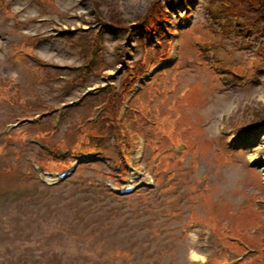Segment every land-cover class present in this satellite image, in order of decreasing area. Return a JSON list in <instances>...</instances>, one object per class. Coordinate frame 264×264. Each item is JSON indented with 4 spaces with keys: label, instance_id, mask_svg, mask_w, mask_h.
<instances>
[{
    "label": "rangeland",
    "instance_id": "obj_1",
    "mask_svg": "<svg viewBox=\"0 0 264 264\" xmlns=\"http://www.w3.org/2000/svg\"><path fill=\"white\" fill-rule=\"evenodd\" d=\"M43 1L0 0V41L6 47L0 52V80L12 76L20 84L16 102L28 105L27 115L39 112L34 108L38 96L46 97L48 103L66 100V105L77 100L86 104L88 99L78 93L80 86L68 89L65 85L75 75L78 77L72 84L85 76L79 75L81 69L86 70L76 40L79 30L63 35L59 30L67 31L66 26L86 28L83 22L89 24L94 17L93 3ZM95 1L102 17L121 25L134 21L153 0ZM214 3L190 0L174 8L171 19L179 28L174 37L179 43V62L163 76V72L156 73L148 88L143 86L126 98L129 113H134L133 130L158 127L164 135H150L149 145L159 141L157 150L151 151L154 149L145 144L141 158H136L137 144L129 150L128 164L133 165L135 179L147 172L155 178L156 184L150 189L122 197L111 194L108 185L123 183L128 172L126 165L127 171L121 175L122 157L112 127H105L106 136L96 131L97 136L105 137L88 140L87 135H81V122L75 123L79 115L85 118L92 113L98 100L105 102L104 91L98 98L91 97L89 103L93 104H86V108L85 104L65 107L55 132L47 134L46 127L36 125L35 134L54 147L69 148L81 138L72 156L79 162L74 174L56 186L40 185L27 159L35 156L39 163L56 170L69 165V157L64 163L40 157L45 156L43 151L19 134L32 131L33 125H23L9 136L4 134L7 130H2V125L14 120L19 107L0 100V264H224L218 258L235 256L228 252L234 248L244 254V245L264 253L260 247L264 204L254 201L264 198V119L259 117L264 111V35L256 30L244 34ZM188 8L192 15L184 18ZM95 26L103 47L95 57L94 69L84 78L91 89L106 84L105 76L114 73L104 64L113 62L116 46L125 41L121 30L99 23ZM168 36L171 40L172 32ZM193 38L206 47L210 44L203 54L212 68L225 73L216 75L209 68L191 42ZM16 39H22V51L28 56L48 61L35 65L41 72L29 69L22 56L15 62L10 49ZM24 39L33 45L28 47ZM128 52L130 60L152 51L137 44ZM78 63L67 77L73 70L67 64ZM159 63L152 70L161 67ZM120 73L122 68L113 78L116 88ZM44 75L63 89L48 95L49 85L39 83ZM8 95L14 98L11 92ZM76 95L75 101H68ZM222 114L232 128H237L225 131L219 121ZM47 115L41 114V124L47 125ZM105 115L103 111V127L110 121L103 119ZM242 119L244 124L240 125ZM57 122L58 118L52 120L51 129ZM249 123L256 126L248 127ZM223 137L233 148L224 146ZM138 138L145 141L141 134ZM168 140L174 145V153L185 148L183 156H171ZM95 143L103 154L90 152L97 148ZM204 233L210 240L208 246ZM193 252L205 259L192 257ZM247 258V263L240 264L264 262V254Z\"/></svg>",
    "mask_w": 264,
    "mask_h": 264
},
{
    "label": "trees",
    "instance_id": "obj_2",
    "mask_svg": "<svg viewBox=\"0 0 264 264\" xmlns=\"http://www.w3.org/2000/svg\"><path fill=\"white\" fill-rule=\"evenodd\" d=\"M164 1H166V3L169 5H173L174 2L179 0ZM216 1L218 2V7H224L226 9V12L230 16L236 13L245 20L246 18H244V14L249 11L251 14H248L247 16L248 19L246 20L248 22L254 23L255 21H257L258 24L262 23L264 25V0H222L223 2H221V0ZM153 12H157L160 14L164 13V7L159 0L154 2Z\"/></svg>",
    "mask_w": 264,
    "mask_h": 264
},
{
    "label": "bare ground",
    "instance_id": "obj_3",
    "mask_svg": "<svg viewBox=\"0 0 264 264\" xmlns=\"http://www.w3.org/2000/svg\"><path fill=\"white\" fill-rule=\"evenodd\" d=\"M191 256L194 257V258H197V259H202V257L200 255H198L196 252H193L191 254Z\"/></svg>",
    "mask_w": 264,
    "mask_h": 264
}]
</instances>
